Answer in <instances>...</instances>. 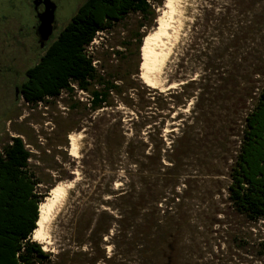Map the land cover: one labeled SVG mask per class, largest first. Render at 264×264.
<instances>
[{
    "label": "rangeland",
    "instance_id": "obj_1",
    "mask_svg": "<svg viewBox=\"0 0 264 264\" xmlns=\"http://www.w3.org/2000/svg\"><path fill=\"white\" fill-rule=\"evenodd\" d=\"M84 2H53L52 39ZM149 4L154 21L131 14L88 48L98 71L120 87L102 109L91 110L77 88L38 105L16 100L19 78L0 71V152L12 138L23 139L43 200L58 184L74 182L40 245L53 254L75 251L77 218L91 215L94 223L108 212L126 218L125 237L109 243L115 224L101 247L105 256L119 253L113 264H264V220L239 215L228 198L244 120L264 84V0H180L179 29L155 88L142 77L143 47L165 0ZM5 14L0 62L14 58L22 80L44 52L32 33L35 13L28 0H0ZM137 34L144 35L139 53ZM70 135L81 136L78 157Z\"/></svg>",
    "mask_w": 264,
    "mask_h": 264
},
{
    "label": "trees",
    "instance_id": "obj_2",
    "mask_svg": "<svg viewBox=\"0 0 264 264\" xmlns=\"http://www.w3.org/2000/svg\"><path fill=\"white\" fill-rule=\"evenodd\" d=\"M163 1L154 0L158 5ZM131 14L149 17L151 22L156 18L149 0H85L38 62L28 70L21 86L24 101L38 105L57 98L62 92L73 94L77 88L90 97L91 110L102 109L110 94H118L120 87L117 79L107 78L98 71L88 48L98 33L110 32ZM143 38L142 34L135 38L138 53ZM216 72L214 76L218 77L219 69ZM171 91L178 92L177 89ZM239 143L229 173V202L249 221L264 220V84L245 117ZM32 156L21 137L12 138L0 152V264H80L84 259L87 260L85 264H99V261L113 264L119 253L114 251V255L108 257L101 247L106 245L103 240L115 224L118 230L109 243L115 245L113 240L117 235L125 237L121 235L126 222L124 214L115 218L103 212L102 219L94 223L91 215L78 217L70 239L76 247L72 252L65 249H59L56 254L45 252L40 244L31 240L39 219V205L43 201V195L38 192L41 181L29 162ZM170 163L173 167L175 159H170ZM120 194V200H126V192ZM261 246L264 255V241ZM86 247L90 250L83 251ZM89 251L93 256L94 251L99 254L92 258Z\"/></svg>",
    "mask_w": 264,
    "mask_h": 264
},
{
    "label": "bare ground",
    "instance_id": "obj_3",
    "mask_svg": "<svg viewBox=\"0 0 264 264\" xmlns=\"http://www.w3.org/2000/svg\"><path fill=\"white\" fill-rule=\"evenodd\" d=\"M180 0H165L164 9L157 19L158 27L145 38L143 47V55L145 61L142 64V77L144 81L152 88L156 87V75L161 71L167 58L170 55L171 47L175 41V36L179 29V8ZM181 22V21H180ZM177 44V43H175ZM173 52V51H172ZM160 80V79H159ZM160 85V84H159ZM175 87L172 84L170 88ZM74 134V133H73ZM74 135H70L71 155L78 157V144ZM74 182L67 184H58L52 188L43 202L39 205V219L36 229L32 233L34 241L46 243L47 226L51 221L52 216L61 206L67 196V190L71 189Z\"/></svg>",
    "mask_w": 264,
    "mask_h": 264
},
{
    "label": "flooded vegetation",
    "instance_id": "obj_4",
    "mask_svg": "<svg viewBox=\"0 0 264 264\" xmlns=\"http://www.w3.org/2000/svg\"><path fill=\"white\" fill-rule=\"evenodd\" d=\"M51 1H52V4H53V2H55V0H51ZM74 1H76V0H69V2H70L69 5H72V2H74ZM28 4L31 6L33 12L35 13L34 19H35L36 22H35V25H34L33 31H32L33 36L35 38V41L38 42V46L41 48V50L45 51L47 49V47L49 46L50 42L53 41L57 36L54 39H52L51 41H47L43 45V40H42V38L40 36V33L38 32V27H39V24H40V21L38 19V15L43 13L44 10H45L44 0H28ZM53 6H54V4H53ZM54 9H55V6H54ZM7 18H8L7 15H6V17L1 16L0 17V21H2V20L5 21ZM55 19H56V10H55ZM19 26H20V23H19ZM14 62H15L14 58L11 59L10 61H8V63L5 62L4 65H3V61H1L0 62V71H4L5 73H7L10 76L15 75V76H17L19 78V80H16L14 82L15 98H16V100H19L22 97V91H21L22 83L27 78V72H28V70L31 67H28L25 70L24 76H23L24 78H22V80H20V76H19L20 73L17 72V70H16V68L14 66Z\"/></svg>",
    "mask_w": 264,
    "mask_h": 264
},
{
    "label": "water",
    "instance_id": "obj_5",
    "mask_svg": "<svg viewBox=\"0 0 264 264\" xmlns=\"http://www.w3.org/2000/svg\"><path fill=\"white\" fill-rule=\"evenodd\" d=\"M45 10L38 15L40 21L38 32L43 40V45L53 38V32L56 28L55 25V9L51 0H44Z\"/></svg>",
    "mask_w": 264,
    "mask_h": 264
}]
</instances>
